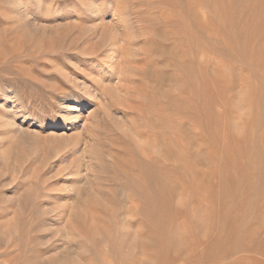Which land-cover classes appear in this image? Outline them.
<instances>
[{
  "label": "rangeland",
  "instance_id": "374dc122",
  "mask_svg": "<svg viewBox=\"0 0 264 264\" xmlns=\"http://www.w3.org/2000/svg\"><path fill=\"white\" fill-rule=\"evenodd\" d=\"M180 1L0 0V264H264V0Z\"/></svg>",
  "mask_w": 264,
  "mask_h": 264
},
{
  "label": "bare ground",
  "instance_id": "6f19581e",
  "mask_svg": "<svg viewBox=\"0 0 264 264\" xmlns=\"http://www.w3.org/2000/svg\"><path fill=\"white\" fill-rule=\"evenodd\" d=\"M165 2H166V4L167 3H171L172 2V0H164ZM178 3L180 2V3H182L180 0H176ZM97 4V3H96ZM118 5H120V3L118 4ZM123 5H125V4H123ZM121 6V5H120ZM92 7V6H91ZM102 6L99 4L98 5V8H101ZM123 7H125V6H122V8ZM97 8V7H96ZM113 8V7H112ZM120 8V7H119ZM90 9V8H89ZM88 10V9H87ZM89 11V10H88ZM97 11V10H96ZM160 11H162V10H160ZM96 14V13H95ZM78 21H80L79 19H78ZM124 21H125V19L124 18H122V20H121V23H120V35H114V36H112V44H116L119 40H121V38H123V37H121V36H124V33L126 32V27H125V25L123 24L124 23ZM127 39V38H126ZM49 40H51V39H49ZM71 40V39H70ZM124 40V39H123ZM86 41V40H85ZM42 42V41H41ZM53 41H51V43H52ZM56 42V41H55ZM55 42H53V45H51V43H50V41H48V38H47V40H44L43 39V42H42V46L44 47L43 48V51H44V53L46 54V53H51V54H55L56 56H64V55H68V52H62L61 50H60V48H62L63 47V45H62V47H61V43H60V45L59 44H56ZM128 42V41H127ZM125 45V44H124ZM60 46V47H59ZM58 47H59V49H58ZM120 47H123V46H120ZM64 48H66L67 49V47H65L64 46ZM93 49V48H92ZM91 49V50H92ZM95 49V48H94ZM101 49H99V51H100ZM94 51V50H93ZM97 51V50H96ZM82 54V56H85L86 57V55L87 56H89L86 52H84V51H80ZM101 52V51H100ZM79 53V52H78ZM86 53V55H84ZM92 53H94L92 56L93 57H95V58H100V53H98V52H92ZM77 54V53H76ZM80 54V53H79ZM48 55V54H47ZM51 56V55H50ZM64 57H66V56H64ZM90 57V56H89ZM61 58V57H60ZM109 60H111V58L112 57H107ZM92 67V66H91ZM159 77V76H158ZM155 78V77H154ZM164 78L162 77V79L161 80H163ZM167 79V78H166ZM160 80V79H159ZM165 81V80H164ZM159 82H161V81H159ZM165 82H167V80L165 81ZM162 84H164V83H162ZM53 87V91L54 92H58L57 93V95L59 96V98H60V100H66V102L68 103L66 106H64V108L65 109H63V110H60V111H58V118H67L68 119V124H71V125H74L75 123H76V121H77V111L81 108L80 107V104H81V98H79L76 94V92L74 91V90H72L71 88H68L64 83H62L61 82V84H56V85H53L52 86ZM54 94V93H53ZM55 95V94H54ZM56 95V96H57ZM79 95V94H78ZM53 96V95H52ZM56 99V101H57V97H55ZM61 101H57V106L56 107H61V106H63V105H61L62 103H60ZM67 128H70V126H68ZM151 162V161H150ZM150 164V163H149ZM138 167H140V166H138ZM142 168H143V166H142ZM141 174H142V176L145 178V179H142V180H144L143 181V186H144V188H146V190H150L152 187H153V185L155 184V183H163V181H162V179L160 178V181H158L157 180V178H156V176L157 175H154L153 173H151L150 171H148V170H146V169H143L142 171H141ZM139 175V174H138ZM139 177V176H138ZM137 177V178H138ZM163 177V176H162ZM140 178V177H139ZM166 178V177H165ZM141 179V178H140ZM141 180V181H142ZM166 179H164V181H165ZM157 181V182H156ZM166 182V181H165ZM141 184V183H140ZM135 185V184H134ZM165 185V184H164ZM163 186V185H162ZM137 193H139V192H137ZM140 195V194H139ZM142 198H147V199H151L152 198V195L151 194H148V195H146V194H143L142 195ZM154 199V198H153Z\"/></svg>",
  "mask_w": 264,
  "mask_h": 264
}]
</instances>
